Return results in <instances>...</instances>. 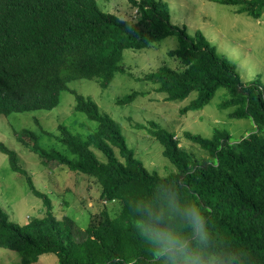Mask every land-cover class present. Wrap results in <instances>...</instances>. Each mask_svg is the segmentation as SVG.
<instances>
[{"label": "trees", "instance_id": "1", "mask_svg": "<svg viewBox=\"0 0 264 264\" xmlns=\"http://www.w3.org/2000/svg\"><path fill=\"white\" fill-rule=\"evenodd\" d=\"M207 1L235 7L236 14L255 20L264 15V0ZM129 2L138 8L136 20L105 12L97 0H0V117L58 107L61 93L72 81L95 80L106 89L117 73H127L126 50L140 51L176 38L178 47L169 56L179 68L163 65L143 80L156 85L165 101L181 102L197 94L183 114L204 109L225 89L219 109H233L229 115L233 119H251L255 131L235 143L226 130L215 129L211 139L186 132L185 139L209 154L199 160L181 148L175 133L156 122L151 121L150 128L138 127L147 128L163 146L165 157L177 169L175 178L183 195L207 210L214 229L246 246L254 260L264 264V83L245 82L237 65L219 55L201 31L190 34L174 23L163 1ZM143 95L133 92L117 104H131ZM75 96V110L99 124L89 137L83 139L59 126L58 142L65 149L58 151L41 148L30 130L18 136L45 165L54 162L93 179L103 210L86 229L69 217L57 219L51 199L25 174L17 153L0 143L12 170L26 176L31 194L44 204L43 217L26 225L11 221L0 207V247L17 252L23 264L37 263L45 254L55 255L58 264H149L125 214L123 197L150 190L164 176L144 166L118 123L94 100ZM109 204H118L116 216L110 215Z\"/></svg>", "mask_w": 264, "mask_h": 264}, {"label": "rangeland", "instance_id": "2", "mask_svg": "<svg viewBox=\"0 0 264 264\" xmlns=\"http://www.w3.org/2000/svg\"><path fill=\"white\" fill-rule=\"evenodd\" d=\"M166 3L172 12L173 22L186 27L190 34L201 31L218 50L219 55L229 57L245 82L260 80L264 83V15L255 20L244 14H236L235 7L220 5L207 0H157ZM105 12L122 19L136 20L138 8L129 0H97ZM178 47L176 38H168L156 47L140 51L126 50L123 66L127 73H117L108 88L103 89L95 80H76L60 96L59 106L52 110L13 112L0 117V143L14 150L19 164L30 176L40 192L49 196L54 216L62 220L69 217L82 228L89 226L90 219L103 210L100 188L91 178L69 171L51 162L45 165L39 156L19 140L18 133L35 132L39 146L44 149H65L58 142L59 126L66 127L74 135L86 139L98 129V122L75 110L76 94L94 100L101 112L114 119L127 141L150 172L161 176L167 170L176 173V167L164 155L163 146L149 133V123L156 122L163 129L175 133L180 146L191 157L205 159L209 154L198 145L185 139L186 132L211 139L215 129L226 130L232 142H239L255 131L251 119H233V109L220 110L226 90L220 89L209 105L202 110L183 114L182 109L197 97L191 95L184 101H165V95L157 93L156 85L143 78L163 65L179 68L178 61L169 52ZM141 79V80H139ZM133 92L144 94L133 103L118 105L117 101ZM146 126V129L138 126ZM104 160L103 154L94 149ZM0 207L8 213L11 221L26 225L43 217L44 204L31 194L26 176L12 170L9 157L0 152ZM118 204H109L110 215L116 216ZM0 264H23L21 256L0 247ZM34 264H58L53 254L41 256Z\"/></svg>", "mask_w": 264, "mask_h": 264}, {"label": "clouds", "instance_id": "3", "mask_svg": "<svg viewBox=\"0 0 264 264\" xmlns=\"http://www.w3.org/2000/svg\"><path fill=\"white\" fill-rule=\"evenodd\" d=\"M175 175L169 169L150 190L123 197L149 264H258L246 246L214 229L207 210L183 195Z\"/></svg>", "mask_w": 264, "mask_h": 264}]
</instances>
